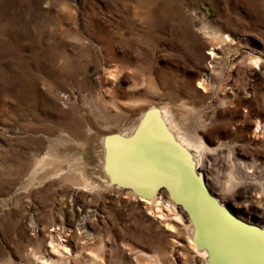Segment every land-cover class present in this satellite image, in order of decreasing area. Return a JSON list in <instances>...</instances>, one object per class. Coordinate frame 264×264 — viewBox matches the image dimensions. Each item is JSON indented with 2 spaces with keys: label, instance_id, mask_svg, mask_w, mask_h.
Masks as SVG:
<instances>
[{
  "label": "rangeland",
  "instance_id": "374dc122",
  "mask_svg": "<svg viewBox=\"0 0 264 264\" xmlns=\"http://www.w3.org/2000/svg\"><path fill=\"white\" fill-rule=\"evenodd\" d=\"M161 106L264 183V0H0V264H209L105 176V136Z\"/></svg>",
  "mask_w": 264,
  "mask_h": 264
},
{
  "label": "water",
  "instance_id": "95a60500",
  "mask_svg": "<svg viewBox=\"0 0 264 264\" xmlns=\"http://www.w3.org/2000/svg\"><path fill=\"white\" fill-rule=\"evenodd\" d=\"M139 122L138 134L125 136L112 132L103 139L104 170L111 184L136 198L148 199L165 191V197L171 196L177 208L183 207L188 213L196 228L198 248L206 247L210 254L209 264H264V226L238 213L232 204L223 202L210 190L203 174L191 160L192 150L179 144L161 119L157 107L148 108ZM150 138L153 143L157 138L168 145L167 161L161 162H165L169 169L178 168L180 176H175L174 171L167 177L155 175L152 163L163 157L155 156L151 162L148 153ZM118 145L129 150L145 148L144 157L148 153L146 161L139 162L141 157L135 155L133 161L128 162L127 171H110L112 162L116 168H121V161L118 163L112 157V151ZM176 177L180 179L178 183L174 182Z\"/></svg>",
  "mask_w": 264,
  "mask_h": 264
},
{
  "label": "bare ground",
  "instance_id": "6f19581e",
  "mask_svg": "<svg viewBox=\"0 0 264 264\" xmlns=\"http://www.w3.org/2000/svg\"><path fill=\"white\" fill-rule=\"evenodd\" d=\"M226 40V39H225ZM257 61L254 60L255 66H257ZM254 66V65H253ZM197 86H201L202 82L198 81ZM203 87V86H202ZM160 111L161 119L163 120L164 124L166 125L167 129L173 133L175 139L184 146L185 148L192 150V158L198 169L202 168V165L204 163V159L207 160V154L209 153V149H206L204 144H202L201 140L196 139L195 137L188 136L185 132L181 131L176 124V122L173 120L171 112L168 110L167 107L161 106L158 108ZM140 118L139 120H136L130 127H128L125 132H118L120 134H123L125 136H131L135 133L138 134L137 128L140 124ZM259 127V125H258ZM264 129V128H263ZM262 130V127L260 126L259 129L256 128L253 130V134L257 135L259 131ZM152 134V133H151ZM154 135V133H153ZM151 142V146L148 147V153H150L152 160H154L155 156L162 155L163 159H158L156 162L152 163L153 168L155 169V175L158 176H164L167 177L168 175H173V171L175 176H180L179 169H169L168 166L165 164V162L161 161H167L165 159L166 155L168 154L169 147L162 139H154L153 138L148 139ZM154 144L156 146H154ZM157 149V151H156ZM146 149L145 148H136L133 150H129L125 147H122V145H118L115 150L112 151V157L115 158L118 163L121 161V168H116L114 162L111 163L110 171H122L128 170V162H132L134 159V156L136 155L138 158V155L141 157L140 161H146V157H144ZM208 152V153H207ZM156 153V154H155ZM129 155L131 158L129 159ZM210 159H212L216 165V167H212L211 163L205 164V167L210 172V180L208 181V185L210 188L216 192H218L220 197L222 199L232 197L235 201V206L240 204L244 205L245 207H251L258 211L260 214H264V183L262 182L261 185L258 184L255 179L251 178L250 176H257L255 174L248 173L247 171H240L236 172V169L238 168V164L236 162H231L230 164L227 163V161H218L216 158H212L208 156ZM129 159V160H128ZM150 162V164H151ZM149 164V165H150ZM148 165V166H149ZM170 165H172V162H170ZM229 165V166H228ZM200 167V168H199ZM230 168L228 170V174H224V169ZM148 172V171H147ZM200 172L203 174L202 170ZM212 173V174H211ZM105 176H108L105 174ZM237 176H246L249 181H246L245 184H240V182L237 180ZM222 178L225 180L223 181ZM89 181V180H88ZM92 181V180H91ZM103 181L108 184L107 180L103 177ZM180 181L179 177H176L174 179V182L178 183ZM86 183V182H85ZM94 183V182H93ZM95 185V184H94ZM243 185V186H242ZM242 187V188H241ZM165 191H161L158 195H154L151 198L144 199L142 197H138L137 200L141 201L148 209H150V212L158 213L157 216L161 218H168L170 222H165L168 229L173 230L174 225L172 223L174 222H181V215L186 223V235L187 239L189 241V247L196 252L198 255H200L206 263H209L210 254L206 247L198 248V243L196 242V228L193 226L190 217L188 213L184 210L183 207L177 208L176 202L172 199L171 196L165 197L164 195ZM239 199V202H237V199ZM226 200V199H225ZM181 213V214H180ZM167 219V220H168ZM54 229V228H53ZM55 234V233H54ZM53 236L48 243L50 249L54 253H60V249L66 250V245L63 243L64 239L57 240V237L59 236L58 232ZM84 248V247H82ZM100 256V255H99ZM150 258V257H149ZM39 264H57L56 261L52 262L49 260H41L39 261ZM157 264H160L159 262Z\"/></svg>",
  "mask_w": 264,
  "mask_h": 264
},
{
  "label": "flooded vegetation",
  "instance_id": "af4514ba",
  "mask_svg": "<svg viewBox=\"0 0 264 264\" xmlns=\"http://www.w3.org/2000/svg\"><path fill=\"white\" fill-rule=\"evenodd\" d=\"M232 205H234L233 203H232ZM235 206V205H234ZM236 207V206H235ZM252 220H255L253 217H252Z\"/></svg>",
  "mask_w": 264,
  "mask_h": 264
}]
</instances>
